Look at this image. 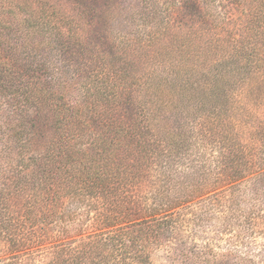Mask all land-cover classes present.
I'll use <instances>...</instances> for the list:
<instances>
[{"label": "trees", "instance_id": "trees-1", "mask_svg": "<svg viewBox=\"0 0 264 264\" xmlns=\"http://www.w3.org/2000/svg\"><path fill=\"white\" fill-rule=\"evenodd\" d=\"M115 1L0 0V100L14 118L0 128V263L156 264L171 233L213 219L226 252L191 248L183 262L264 264L247 242L264 233L259 212L239 192L264 194V48L250 45L264 2L247 3L249 35L230 43L236 18L200 28L219 6L144 0L132 16L154 30L131 34L111 29Z\"/></svg>", "mask_w": 264, "mask_h": 264}, {"label": "rangeland", "instance_id": "rangeland-1", "mask_svg": "<svg viewBox=\"0 0 264 264\" xmlns=\"http://www.w3.org/2000/svg\"><path fill=\"white\" fill-rule=\"evenodd\" d=\"M54 1V0H50ZM67 0H56L57 4H65ZM146 2L152 1V0H145ZM153 1H158V2H196L198 5L203 6H212L216 5L219 6L214 12L208 13V15H205V20L202 22L200 28H203L204 24V29L206 28L210 32L213 31V33H216V31H222V27L225 25L222 22L217 21V19H212L215 18L212 15H217L216 13L221 11L219 15H225L228 16L227 19H235L237 21V24L242 27V32L238 31L237 28L234 26V22H231L230 24L227 25V32L226 35H229V42L230 43H235L238 39H240L242 36L244 40L247 39L249 33L243 28V26L246 24L247 19L249 18V11L247 10V3H250L252 1L258 2L259 4H262L264 0H153ZM144 0H116L115 2L112 3L111 8L109 9L111 13V29L113 30L114 33H128V32H134L136 33L137 31L140 32H147L154 30L153 28L151 29L148 25V20L147 17L144 18L143 16H132V6L134 4L135 8H138L139 5H142ZM67 3V2H66ZM132 3V4H131ZM214 3V4H210ZM117 4L119 5V8H117ZM244 5V8L243 6ZM115 6V7H114ZM247 10V11H246ZM135 11V10H134ZM239 12L241 13L242 17H239ZM173 17L177 15L176 12L171 13ZM187 14V15H186ZM185 15H182L184 17L191 18L188 13ZM180 16L177 15V18ZM187 23L191 24L193 28L197 27L195 26V21L193 22L192 19H187ZM245 28H248L245 27ZM257 34L256 37L259 39L258 43L256 44L255 39L252 38V41L250 40V45L255 44L257 46H260L261 48H264V26L262 28H257ZM224 33V31H223ZM156 44H159L158 42ZM103 46V45H102ZM91 47V46H90ZM230 47V45H228ZM120 48V47H119ZM123 48H120V51H117L118 55H125L127 58H129L134 64L137 63L138 60H136L133 55L127 54L126 52L122 51ZM115 54V56H117ZM54 61L57 60V58L54 56L53 58ZM58 62V61H56ZM71 65H75L73 63V60L69 62ZM114 63V61L112 62ZM249 83V82H247ZM144 93V86L142 91H137L134 93V97L140 98L142 94ZM4 101L3 99L0 100V128L3 129L5 128L4 126L8 122L13 121V117L10 115V112L4 109ZM45 132L47 129L45 128ZM259 154L264 153V145H262V150L261 146L260 149L258 150ZM251 183V182H248ZM252 184V183H251ZM253 185V184H252ZM246 186L247 189L244 187ZM254 186V185H253ZM237 187H234V189ZM239 189L242 194L248 195V202H241V206L243 208L248 209L249 205L253 203L254 211L259 212L258 217L256 218L255 221L259 222V225L257 226L258 230L260 228L264 229V194L261 193V191H257L256 186H254V191L256 193L255 198H253L252 190L249 184L246 182H242L239 184ZM146 189H142V193H145ZM228 203L226 204L225 208L227 207ZM251 208V207H250ZM220 221L218 220H213L210 219L208 223H203L200 227H197V231H199L196 236L192 237L191 234H189L186 230H178L174 231L173 233L170 234V237L168 240L164 242L159 247H155L151 251V259L154 263L156 264H190L188 261L183 262L182 261V252H186V250L194 248L195 251L204 252L205 249L203 247H210V255L214 257H220L226 252L228 249V242H227V237L228 234H222L220 232ZM261 230V229H260ZM230 234V233H229ZM233 238V237H230ZM233 239H230L232 241ZM248 242V248H251L255 253L260 252L261 254H264V233H259L256 235H252L247 239ZM232 245H230L231 247ZM242 245L238 244L235 246L234 250H241ZM231 250V249H230ZM233 250V249H232ZM42 260L41 257H39V261ZM3 264V263H0ZM21 264H34L30 259L23 260L21 261ZM199 264V263H196ZM215 264V263H214Z\"/></svg>", "mask_w": 264, "mask_h": 264}]
</instances>
